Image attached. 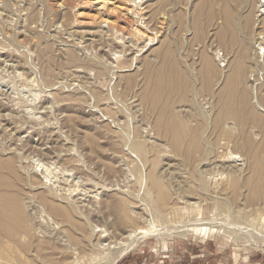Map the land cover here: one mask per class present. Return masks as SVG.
Wrapping results in <instances>:
<instances>
[{
	"label": "rangeland",
	"instance_id": "rangeland-1",
	"mask_svg": "<svg viewBox=\"0 0 264 264\" xmlns=\"http://www.w3.org/2000/svg\"><path fill=\"white\" fill-rule=\"evenodd\" d=\"M0 190L6 264H264V0H0Z\"/></svg>",
	"mask_w": 264,
	"mask_h": 264
},
{
	"label": "bare ground",
	"instance_id": "bare-ground-1",
	"mask_svg": "<svg viewBox=\"0 0 264 264\" xmlns=\"http://www.w3.org/2000/svg\"><path fill=\"white\" fill-rule=\"evenodd\" d=\"M104 4V3H103ZM143 6V5H142ZM117 34V33H116ZM116 36H118L119 37V34L118 35H116ZM117 37V38H118ZM119 40V39H118ZM116 41V40H115ZM132 41V40H131ZM131 44V43H130ZM132 45V44H131ZM133 57V56H132ZM137 96L139 97V95L137 94ZM140 98V97H139ZM153 100H154V98H153ZM131 101V100H130ZM139 101V100H138ZM152 102V101H151ZM154 103H155V101H154ZM153 103V104H154ZM157 103V102H156ZM142 104V103H141ZM150 105V104H149ZM158 105V104H157ZM156 105V106H157ZM155 106V105H154ZM151 107V106H150ZM144 109V108H143ZM154 109H155V107H154ZM166 109L167 108H165V113H166ZM156 110H158V108L156 107ZM147 112V111H146ZM158 112H160V111H158ZM164 112V111H163ZM158 116V115H157ZM163 117V116H162ZM166 117V116H165ZM153 119V118H152ZM160 119H163V118H161L160 117ZM166 120H167V117L165 118ZM161 121V120H160ZM172 121V120H171ZM171 121L169 122V123H171ZM153 122V121H152ZM155 122V121H154ZM160 122L158 121V123L157 124H159ZM162 123V122H161ZM164 123V122H163ZM173 123V122H172ZM166 124H167V122H166ZM152 125H155V124H152ZM170 125V124H169ZM159 126L160 127H162L160 124H159ZM158 126V127H159ZM172 126V128H170L171 130L173 129V124H171L170 126H168L167 125V127H171ZM182 126V125H181ZM165 127V126H164ZM163 127V128H164ZM182 128V127H181ZM165 129V128H164ZM115 130V129H114ZM182 132V131H181ZM196 132V131H195ZM170 133V132H169ZM172 133H174V132H172ZM176 134V133H175ZM174 135V134H173ZM180 135H182V134H180ZM185 136V135H184ZM177 138V137H176ZM183 138V137H182ZM199 140V139H198ZM180 141V140H179ZM170 142V141H169ZM196 142V141H195ZM199 142H201V141H197L196 143H195V145H198V143ZM217 144H219V143H217ZM175 145H176V143H175ZM174 145V146H175ZM225 145H227V143H225ZM225 145H223V146H225ZM222 146V147H223ZM8 147V146H7ZM203 147H204V145H203ZM166 150V149H165ZM178 150V149H177ZM11 151V150H10ZM17 152V151H16ZM20 152V151H19ZM199 153H200V150L198 151ZM145 153V152H144ZM5 154V153H4ZM203 157V156H202ZM213 157V156H212ZM216 159H217V157H216ZM220 159V158H219ZM7 161V160H6ZM20 161V160H19ZM22 161V160H21ZM215 161H217V160H215ZM10 164V163H9ZM20 164V163H19ZM5 165V164H4ZM42 166H43V164H41ZM40 165V166H41ZM217 165V164H216ZM228 166V165H227ZM44 167V166H43ZM8 169V168H7ZM21 169H22V167H21ZM25 169V168H24ZM228 169H229V167H228ZM11 170H13V169H11ZM47 172V171H46ZM17 173V172H16ZM214 173V172H213ZM10 174V173H9ZM11 178V177H10ZM65 178V177H64ZM55 179V178H54ZM44 181H45V179H44ZM47 181V180H46ZM54 181V180H53ZM30 182V181H29ZM154 182V181H153ZM3 183V182H2ZM44 184H45V182H44ZM30 185V184H29ZM5 186V185H4ZM57 186V185H56ZM6 187V186H5ZM32 187V186H31ZM35 187V186H34ZM45 188H46V186H44ZM28 191V190H27ZM58 191V190H57ZM108 191V190H107ZM8 192L10 193V191H1L0 190V196H2V197H5V196H8ZM20 192V191H19ZM52 193V192H51ZM55 193V192H54ZM114 193V192H113ZM12 194V193H11ZM15 194V193H14ZM21 194V193H20ZM106 194V193H105ZM125 194V193H124ZM17 196V195H16ZM115 196V195H114ZM119 196V195H118ZM1 197V199H3ZM22 197V196H21ZM78 197V196H77ZM108 197V196H107ZM113 197V196H112ZM111 196L110 197H108V198H103V199H101V203L100 204H102L101 206H103V208H104V210L105 209H107V211L108 212H118L117 214L119 215L120 214V216H122L121 218L124 220L125 218H128V219H131L130 217H129V214H128V212H127V210H126V203H125V200H122L121 198H117V199H115V197L114 198H112ZM264 197V196H263ZM47 198L48 197H44V199H42L43 200V203L41 204V206H43V204L45 205V207H46V214L47 215H45L44 213V215L45 216H43L42 215V217L44 218L45 217V219L47 220V221H51L52 219H53V217H55V219H62L63 220V218L65 217V219L68 221L69 220V224L70 223H72V219H71V215L68 213V211H66L67 209L64 207H61L60 205H55L54 203L52 204L51 202H49L48 200H47ZM81 198V197H80ZM124 198H126V197H124ZM64 199V198H63ZM12 200V199H11ZM39 200V199H38ZM128 200V199H127ZM31 201V200H30ZM37 201V200H36ZM131 201V200H130ZM260 201V200H259ZM35 202V201H34ZM53 202V201H52ZM67 202V201H66ZM260 204H261V202H260ZM35 206V205H34ZM73 206H74V203H73ZM128 206V205H127ZM263 206V205H262ZM27 207H28V204H27ZM68 207V206H67ZM129 207V206H128ZM13 208V207H12ZM102 208V209H103ZM171 208V207H170ZM7 208H6V206L5 205H2V203H0V234H2L3 232L5 233V231H9V228L8 229H6V226H5V223H4V218H6V216L9 214V212H6L7 210H6ZM66 209V210H65ZM168 209V208H167ZM166 209V210H167ZM168 210H170V209H168ZM16 211V210H15ZM43 212V211H42ZM7 213V214H6ZM16 213V212H15ZM14 213V214H15ZM79 213V212H78ZM14 214H13V216H14ZM17 214V213H16ZM24 214V213H23ZM22 214V216H24ZM29 214V213H28ZM120 216H119V219H120ZM15 218L14 219H16V216H14ZM137 217V216H136ZM18 218V217H17ZM9 219V218H8ZM7 219V220H8ZM41 219V218H40ZM6 220V221H7ZM21 219H18V221H20ZM42 220V219H41ZM61 220V221H62ZM133 222H134V220H133V218L131 219ZM145 220V219H144ZM65 221V220H64ZM79 221V220H78ZM125 221H126V219H125ZM125 221H123V222H125ZM129 221V220H128ZM10 222H13V221H10ZM15 222V221H14ZM77 222V221H76ZM80 222V221H79ZM119 222V221H118ZM136 222V221H135ZM38 223V222H37ZM44 223V222H43ZM115 223V222H114ZM137 223V222H136ZM12 224H14V223H12ZM21 224H22V222H21ZM25 224H27V223H25ZM24 224V226H27V227H22V226H20V227H22V228H20V229H22L21 230V232H17V230H16V232L18 233V235H19V237L22 239V238H25V237H28L29 239L31 238L32 239V237H33V230L31 231V228L33 227V224H32V226H30L29 224L28 225H25ZM53 224H58V222H57V220H55V221H53ZM116 224V223H115ZM114 224V225H115ZM191 224V223H190ZM10 225V224H9ZM23 225V224H22ZM63 225V224H62ZM195 224H193V226H194ZM197 225V224H196ZM12 226V225H11ZM11 226H9L10 228H11ZM17 226V225H16ZM29 226H30V228H29ZM127 226V225H126ZM192 226V227H193ZM37 227V226H36ZM116 227V226H115ZM64 228V227H63ZM97 228V227H96ZM118 228V227H117ZM200 227H193V228H187L186 230H189L192 234H195V235H197L196 234V232L198 231V229H199ZM207 228H209V230H207L209 233H211V234H216V233H221V231H220V229L218 228V230L220 231H216V230H214L213 228H211V227H207ZM89 229V228H88ZM132 229V228H131ZM222 229V228H221ZM12 230V229H11ZM14 230V229H13ZM37 229H35V231H36ZM91 230V229H90ZM115 230V229H114ZM156 230V234L158 233L157 232V229H155ZM161 230V229H160ZM7 231V232H8ZM20 231V230H19ZM146 231V230H145ZM12 231H10V233H11ZM14 232V231H13ZM16 232H14V233H16ZM91 232V231H90ZM98 232V231H97ZM124 232H126V231H124ZM137 232H139V233H145V235H146V232H144V230L143 231H135V230H128V233H124L123 234V236H122V241L121 242H119V247H121V250H120V252L117 254V256H115L114 258H113V261H112V263H116L120 258H122L123 257V255L125 254V253H127L128 252V250L132 247V246H134L136 243H137V241H138V235L140 236V234L138 233L137 234ZM223 232V231H222ZM40 233V232H39ZM253 233V232H252ZM148 234V233H147ZM151 234V233H150ZM17 235V236H18ZM152 235V234H151ZM6 236H8L7 234H6ZM95 236H97V235H95ZM9 237V236H8ZM109 237H111V236H109V233H105L104 232V230H99V235H98V237H97V239H95V240H97V242L98 241H101V240H106V239H108ZM117 237V236H116ZM230 237V236H229ZM12 238H14V237H12ZM7 239V238H6ZM7 240H9V239H7ZM23 240V239H22ZM27 240V239H26ZM34 240V239H33ZM55 239H53V241H54ZM90 240V239H89ZM124 240V241H123ZM32 241V240H31ZM35 241V240H34ZM37 241V240H36ZM35 241V242H36ZM109 241V240H108ZM8 242H11V241H7V243H6V245H9V243ZM34 242V243H35ZM56 242V241H55ZM107 242V241H106ZM115 242V241H114ZM11 243H13V242H11ZM21 243V242H20ZM33 243V242H32ZM37 243V242H36ZM94 243H96V242H94ZM103 243V242H102ZM109 243V242H108ZM27 244H30V241H28V243H26V245ZM38 244V243H37ZM97 244V243H96ZM95 244V245H96ZM110 244V243H109ZM11 245V244H10ZM32 244H30V246H31ZM103 245V244H102ZM101 245V246H102ZM111 245V244H110ZM13 246V245H12ZM12 246H11V248L10 249H12ZM18 246V245H17ZM17 246H15L16 248H17ZM20 246H21V244H20ZM28 246V245H27ZM35 246V245H34ZM37 246H40V244L39 245H37ZM260 246V245H259ZM91 247V246H90ZM93 247V246H92ZM1 248V247H0ZM4 248V247H3ZM6 248V247H5ZM19 248V247H18ZM21 248H22V246H21ZM31 248V247H30ZM34 248V247H33ZM33 248H31V249H29L27 252L29 253V255L31 256L30 258H31V264H48L47 263V261H49V259L48 260H46L45 259V253H43L42 254V252L43 251H46V250H43V249H41V250H33ZM57 248V247H56ZM7 249V248H6ZM39 249V248H38ZM95 249V248H94ZM1 250H2V248H1ZM14 250H20V248L19 249H14ZM23 249H21V251H22ZM25 250H26V248H25ZM43 250V251H42ZM3 251V250H2ZM8 251V250H7ZM67 251V250H66ZM10 252V251H9ZM9 252H8V254H9ZM14 252V251H13ZM23 252V251H22ZM21 252V253H22ZM12 252H10V254H11ZM18 253V252H17ZM4 254V253H3ZM9 254V255H10ZM16 254V253H15ZM14 254V255H15ZM19 254V253H18ZM27 253H25V255H26ZM51 254V253H50ZM63 253H61V255H62ZM6 255V254H5ZM13 255V253L11 254V256ZM22 255V254H21ZM25 255H23V257H25ZM46 255H47V253H46ZM6 256H8V255H6ZM27 257H25L24 258V260H29V256L28 255H26ZM9 257V256H8ZM17 257V256H16ZM19 257H20V255H19ZM48 257V256H47ZM46 257V258H47ZM50 257V256H49ZM5 258V257H4ZM13 258H14V256H13ZM27 258V259H26ZM22 259V258H21ZM7 260V257H6V259H5V261ZM12 260V259H11ZM15 260V259H14ZM23 260V259H22ZM61 260V259H60ZM16 261H18V260H16ZM15 261V262H16ZM56 261V260H55ZM54 261V263H56V262H58V261H56L55 262ZM2 262H4V261H2L1 260V262H0V264H2ZM8 262V261H7ZM23 262V261H22ZM50 262V261H49ZM52 262V261H51ZM17 263V262H16ZM53 263V262H52ZM51 263V264H52ZM64 263V262H63ZM111 263V264H112ZM3 264H6L5 262L3 263ZM8 264H10V263H8ZM58 264H60L59 262H58Z\"/></svg>",
	"mask_w": 264,
	"mask_h": 264
},
{
	"label": "crops",
	"instance_id": "crops-1",
	"mask_svg": "<svg viewBox=\"0 0 264 264\" xmlns=\"http://www.w3.org/2000/svg\"><path fill=\"white\" fill-rule=\"evenodd\" d=\"M199 255H203V254L200 252V254H198L197 256H199ZM201 260H202V263L201 264L207 262V260L206 261H204L203 259H201ZM133 261H134L133 260V255H130V256L124 258V260L121 261V264H132ZM262 261L263 260L261 259V257H258L257 255H255L253 257H246V258H244L241 261V263H243V264H261L260 262H262ZM232 264H235V261H233Z\"/></svg>",
	"mask_w": 264,
	"mask_h": 264
}]
</instances>
